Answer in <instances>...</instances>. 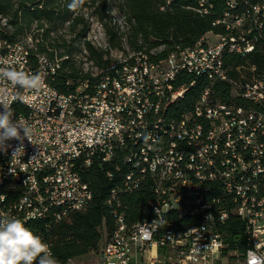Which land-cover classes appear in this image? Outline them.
I'll list each match as a JSON object with an SVG mask.
<instances>
[{"label": "built area", "instance_id": "2783aa9c", "mask_svg": "<svg viewBox=\"0 0 264 264\" xmlns=\"http://www.w3.org/2000/svg\"><path fill=\"white\" fill-rule=\"evenodd\" d=\"M207 1L201 12L208 11ZM228 4L222 21L235 33L218 35L216 42L204 37L194 47L172 52L164 62H150L141 52L134 68L121 70L123 62L114 64L121 85H112L106 69L94 76L95 82L87 78L72 91H61L52 84L61 67L51 64L48 53L33 58L32 51L10 45L6 35L1 36L5 66L39 72L44 85L16 99V89L0 80L8 101L17 102L15 118L33 130L31 143L23 142L24 152L13 156L16 140L8 142L12 147L6 152L0 151V216L13 218V211H21L19 219L35 216L38 222L39 213L52 210L51 225L71 211L85 209L94 190L82 172L97 162L116 184L108 199L116 223L105 237L100 264H144L146 256L151 264H160V251L164 264H248L249 249L264 256V70L257 72L253 66L250 77L234 79L222 60L224 45L245 56L261 44L264 2L246 10L255 11V21H246V11L234 12L235 0ZM215 62H222V70H215ZM204 72H211L212 82L233 83L246 103L214 100L207 86L193 109L169 116L177 96L185 95L186 87L194 86ZM182 74L194 77L177 86ZM135 153H142V161H134ZM146 183L153 192L148 200L153 215L129 223L119 211L120 195ZM182 196L203 197V204L180 206ZM237 204H245V211H237ZM175 211L196 216L199 229L178 230L168 218ZM230 215L246 223L243 253L227 250L228 238L219 230ZM36 234L53 253L45 234Z\"/></svg>", "mask_w": 264, "mask_h": 264}, {"label": "trees", "instance_id": "16d2710c", "mask_svg": "<svg viewBox=\"0 0 264 264\" xmlns=\"http://www.w3.org/2000/svg\"><path fill=\"white\" fill-rule=\"evenodd\" d=\"M89 5L97 4L95 14L102 22L107 34L108 42L115 48L126 51L123 45L126 39L134 53H145L153 61L166 58L174 51L194 47L208 33L215 35L235 33L236 30H228L222 21L225 13L230 10L228 4L232 0H208L204 10L200 0H114L116 9L123 15L125 28L117 23L108 22L112 19V8H108L109 0H85ZM70 0H0V14L8 19L6 37L10 41H23L32 36L36 46H28L34 58L38 52H46L51 57L63 58L61 68L52 79V84L61 91L70 92L84 79L95 82L98 78L86 71L78 63L75 57L76 47L74 41L77 36L68 40L63 35H58L60 29L68 24L70 33H75L77 26L82 22L81 15H75L67 4ZM234 12L242 13L251 5L264 2V0H235ZM164 7V8H162ZM89 30L87 23L77 32L78 37L86 38ZM26 41V40H25ZM88 56L95 65L102 68H110L113 59L108 55L109 50H103L94 46L91 41L84 40ZM155 49V50H154ZM82 51V50H81ZM121 63L117 62L116 64ZM122 65V63H121ZM225 65L229 68L232 78L238 79L245 75L250 77L256 71L264 70V38L261 44L247 55H239L228 52L225 55ZM192 74H182L176 82L177 86L190 82ZM211 86L214 100L226 103L245 104L246 100L238 94L233 83L225 80L212 82L204 76L199 77L194 86H191L177 103L168 108L169 116H179L183 112L194 108L203 90ZM20 109L27 112L28 109L20 105ZM124 153L115 159L119 162ZM82 175L94 190L91 203L83 210L69 212L58 222L48 225L45 222H33V231H42L52 246L54 256L60 264H67L70 260L87 255L100 249V244L113 230L116 217L114 206L108 204L111 197V188L116 185L106 174L104 166L99 163L83 170ZM153 198V192L149 183L140 190L120 195L122 206L120 212H124L129 223H136L151 218L153 213L148 207V200ZM177 226L184 229L197 221V217L178 211L168 215ZM228 238L227 250L245 252L246 223L241 218L230 215L225 224L219 228Z\"/></svg>", "mask_w": 264, "mask_h": 264}, {"label": "clouds", "instance_id": "9594fccd", "mask_svg": "<svg viewBox=\"0 0 264 264\" xmlns=\"http://www.w3.org/2000/svg\"><path fill=\"white\" fill-rule=\"evenodd\" d=\"M84 0H70L69 10L75 11ZM0 80L12 85L15 98L19 99L23 91L39 92L44 85V76L37 72L29 74L16 67L5 66L0 58ZM7 89H0V151L6 152L16 140L19 144L13 150V156L24 152L23 142L32 141L33 130L26 121L15 118L8 101ZM0 264H60L51 252L50 246L19 218L0 216ZM248 264H264V256H259L249 249Z\"/></svg>", "mask_w": 264, "mask_h": 264}, {"label": "rangeland", "instance_id": "374dc122", "mask_svg": "<svg viewBox=\"0 0 264 264\" xmlns=\"http://www.w3.org/2000/svg\"><path fill=\"white\" fill-rule=\"evenodd\" d=\"M90 3H91V1H88V3H86L84 0L83 4L79 8H77L75 11L71 10L75 15H81L83 17V20L81 23L78 24L75 33H73V34L70 33V31L68 29V24H65V26L60 29L58 35H63L68 40H71V37L77 36V39L74 41V45L76 47L75 57L78 60V63L83 66L84 70H86V71L90 70L92 72V74H97L99 72L100 68L97 67V65L93 64V60H91L89 58L88 51L85 49V44H84L85 38H80L77 35V32H79L82 29L83 24L87 23L89 25L88 32H90V35L93 38L94 37L96 39L104 38L108 42V38H107V34H105L104 26H103L102 22L99 20V18L97 17V15L95 14L97 4L89 5ZM108 8H110V9L112 8V10H113L112 16L113 17H112V19L108 18L107 21L108 22L110 21L113 24L117 23L121 26V28L124 29L125 24H124L123 15L116 9V2L114 0H109ZM90 35H88V33H87L88 37L86 38V40H89L92 43L93 39H91V40L89 39ZM29 37H32V36H28V37L24 38L23 41L26 44H28V46H30V47L34 46L35 47L36 46L35 39L29 38ZM218 38H219V36L215 35L214 33L209 34V40H215ZM93 45L102 49L101 47H99L96 44H93ZM123 45L126 48V51L121 50L119 48H115L111 45L112 50L108 51V55L113 59V65L116 64L117 62H124L126 59H131L132 56L135 54L134 51L128 45L126 39H124ZM103 243H104V240L101 242L99 250L93 251L87 255H84V256H81L78 258H74L72 260L74 261L75 264H100L101 263V250H102ZM139 260H140V263H142L141 257H139ZM159 261H161L160 264H164V262H165L164 254L162 251H160V254H159ZM143 262H144V264H151L148 256L144 257Z\"/></svg>", "mask_w": 264, "mask_h": 264}, {"label": "bare ground", "instance_id": "6f19581e", "mask_svg": "<svg viewBox=\"0 0 264 264\" xmlns=\"http://www.w3.org/2000/svg\"><path fill=\"white\" fill-rule=\"evenodd\" d=\"M168 2H170V0H168ZM229 2H232V1H229ZM200 3L203 4V0H200ZM246 21H255V11H246ZM7 26H8V19L0 14V37L5 36ZM88 35H90V32H88ZM87 37L88 36H86V38ZM92 44H96L104 50H112L111 45L104 38L96 39L94 37V39L92 40ZM10 45H18L20 49L24 51H29V48L24 41H10ZM228 52H231V45L222 46V60H225V55ZM169 55H172V53ZM164 60L165 58L158 60V61H153L150 59V62H164ZM61 62L62 60L58 56L51 57V64L53 66L60 67ZM134 65H139V54H136V53L132 56L131 59H126L122 63L121 70H128V68H134ZM106 69H108V75L110 76L112 85H121V75H117L116 67L112 65L110 68L109 67L102 68L99 71H106ZM215 70H222V62H215ZM92 75L97 76L99 75V72L97 74H92ZM203 76L211 79V72H204ZM196 81H194V84L196 83ZM190 87L191 86L186 87V91ZM182 96L183 95L177 96V102ZM177 102H174V103H177ZM9 103L11 104V107L13 109V113H15V109H17V102H9ZM134 161H142V153H135ZM261 196L264 197V187H261ZM191 204H203V197L182 196V199H180V206H188ZM237 211H245V204H237ZM13 218H21V211H13ZM52 219H53L52 210H45V212L39 213V216H38L39 222L41 221V222L49 223L50 220ZM22 220L26 223L27 227H31V223L35 222V216H25V218H22ZM192 223L193 224L190 225V230L199 229V222H195V223L192 222Z\"/></svg>", "mask_w": 264, "mask_h": 264}, {"label": "crops", "instance_id": "0c3cea01", "mask_svg": "<svg viewBox=\"0 0 264 264\" xmlns=\"http://www.w3.org/2000/svg\"><path fill=\"white\" fill-rule=\"evenodd\" d=\"M209 34H210V33H208V34L205 36L209 42H216V41L219 40V38H218V39H215V40H209Z\"/></svg>", "mask_w": 264, "mask_h": 264}]
</instances>
